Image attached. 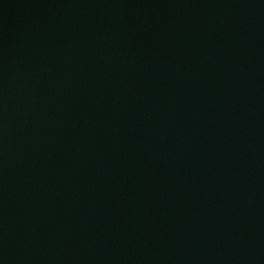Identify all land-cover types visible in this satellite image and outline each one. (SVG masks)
Returning a JSON list of instances; mask_svg holds the SVG:
<instances>
[{"label":"water","instance_id":"1","mask_svg":"<svg viewBox=\"0 0 264 264\" xmlns=\"http://www.w3.org/2000/svg\"><path fill=\"white\" fill-rule=\"evenodd\" d=\"M0 264H264V0H0Z\"/></svg>","mask_w":264,"mask_h":264}]
</instances>
